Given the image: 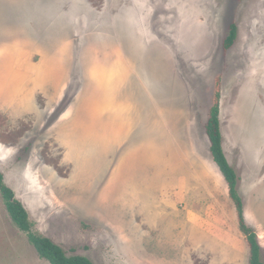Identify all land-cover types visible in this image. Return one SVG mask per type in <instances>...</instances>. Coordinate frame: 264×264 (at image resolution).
Returning a JSON list of instances; mask_svg holds the SVG:
<instances>
[{"label":"rangeland","instance_id":"rangeland-1","mask_svg":"<svg viewBox=\"0 0 264 264\" xmlns=\"http://www.w3.org/2000/svg\"><path fill=\"white\" fill-rule=\"evenodd\" d=\"M217 94L264 264V0H0V172L69 256L249 264L206 132ZM0 264H50L1 193Z\"/></svg>","mask_w":264,"mask_h":264},{"label":"trees","instance_id":"trees-1","mask_svg":"<svg viewBox=\"0 0 264 264\" xmlns=\"http://www.w3.org/2000/svg\"><path fill=\"white\" fill-rule=\"evenodd\" d=\"M237 38V27L232 25L229 36L225 41V48H230ZM219 94L216 96V103L211 108L210 117L206 125V132L210 141V151L212 159L223 176L229 188V195L237 208L240 229L247 239L250 260L249 264H263L261 259V247L257 240V235L251 229L244 216L243 201L237 191V174L230 165L225 154L222 143V130L220 124V103ZM0 193L5 201L7 211L16 227L27 234L30 244L35 248L39 257L50 264H94L89 258L75 255L69 256L64 249L54 243L51 239L40 236L32 232V223L29 214L23 204L15 197L13 190L4 182V176L0 172Z\"/></svg>","mask_w":264,"mask_h":264},{"label":"crops","instance_id":"crops-1","mask_svg":"<svg viewBox=\"0 0 264 264\" xmlns=\"http://www.w3.org/2000/svg\"><path fill=\"white\" fill-rule=\"evenodd\" d=\"M189 219V221H192V218H188ZM180 224V221H179V223H177L176 225H179ZM188 226H190V228L188 229V233L186 234V237H189V235H191L192 236V234H194V229H195V227L193 226L192 227V224L191 223H189V225ZM180 231L178 230V232H176V231H174L173 233H172V236H171V241H172V238H173V241H174V239H175V241H179L180 239H181V234L179 233ZM190 236V237H191ZM169 245H170V249L169 250H171L170 252H169V254L173 251V245H172V243L170 242L169 243ZM172 245V246H171Z\"/></svg>","mask_w":264,"mask_h":264}]
</instances>
